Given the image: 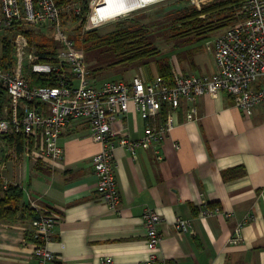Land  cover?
I'll list each match as a JSON object with an SVG mask.
<instances>
[{
    "label": "crops",
    "instance_id": "crops-1",
    "mask_svg": "<svg viewBox=\"0 0 264 264\" xmlns=\"http://www.w3.org/2000/svg\"><path fill=\"white\" fill-rule=\"evenodd\" d=\"M120 2L100 0L96 15L114 11ZM222 33L205 40L174 39L176 56L129 65L125 78L112 81L151 80L162 65L172 77L209 76L213 50L206 51L205 44ZM99 81L95 86L106 82ZM167 115L172 130L161 143L138 148L134 156L115 145L117 211L96 197L91 160L100 145L91 140L87 124L73 122L61 133L57 144L63 157L57 161L38 153L26 157L22 140L0 137V198L9 187L22 194L13 220H0V264H35L33 209L56 221L47 245L54 255L49 264H147L145 210L160 216L158 255L170 264H264V105L246 116L226 94H205L192 105L182 100L177 109L165 108L143 121L130 103L111 129L139 140L146 126L157 128ZM202 208L214 212L203 216ZM176 219L189 222V232H176ZM238 225L241 241L233 245Z\"/></svg>",
    "mask_w": 264,
    "mask_h": 264
},
{
    "label": "built area",
    "instance_id": "built-area-1",
    "mask_svg": "<svg viewBox=\"0 0 264 264\" xmlns=\"http://www.w3.org/2000/svg\"><path fill=\"white\" fill-rule=\"evenodd\" d=\"M99 1H93L94 8ZM237 18L234 25L205 44L206 51L213 50L214 71L209 76L179 74L170 82L156 76L151 80L134 78L130 82L109 81L95 86L90 83L83 56L76 51L74 42L66 40L60 33L61 11L56 0H0V32L15 26L53 25L62 41L61 53L51 59L57 61L53 70L58 86L31 87L23 75L21 63L40 62L41 58L33 50H27L24 34H16L18 65L10 71L0 67V87L5 91L8 103L11 102V106L0 107V137L22 140L26 157L38 153L57 161L63 157V150L57 144L61 133L73 122L87 124L91 140L100 145L91 160L96 197L110 210L117 211L120 197L115 177V145L134 156L138 148L148 149L164 141L172 130L171 116L167 115L157 128L146 126L139 140L129 138L124 131H113L112 124L127 113L130 103L143 121L155 118L165 108L177 109L182 100L192 105L198 96L205 94L213 98L219 93L226 94L233 107L246 116H250L256 106L264 105V0H243ZM193 116L192 108L189 119ZM174 148L178 149V146L174 145ZM33 210L32 255L35 264H49L54 255L47 245L56 221L53 216ZM213 212L202 208L200 214L211 215ZM159 222L158 213L145 210L142 223L148 250L147 264H170L158 255ZM174 229L178 233H187L190 224L176 219ZM240 229L241 225H238L234 230L231 244L241 241Z\"/></svg>",
    "mask_w": 264,
    "mask_h": 264
},
{
    "label": "rangeland",
    "instance_id": "rangeland-1",
    "mask_svg": "<svg viewBox=\"0 0 264 264\" xmlns=\"http://www.w3.org/2000/svg\"><path fill=\"white\" fill-rule=\"evenodd\" d=\"M93 1L76 0L72 1L69 6L65 5L61 9L62 17L59 28L61 35L66 40L74 42L76 51L83 56V61L89 72L90 83L92 84L93 82V85H96L99 80L102 81H99L98 84L104 81L109 82L113 79L125 78L126 74H122L123 66H116L111 69L112 66L110 65H113L114 61L120 59L118 54L113 53L106 47L93 50L94 45L92 44L94 41H91L92 44L87 43L88 36L95 38L96 42L98 39H108L118 32H135L140 30L143 33L141 38L144 43L158 49L162 54H160L161 56H171L174 54L176 56V50H173L174 45L170 44V42L172 40L178 42V40L174 39H177L175 37L178 34L177 30H180L178 28H180L182 17L193 10L200 13L204 6L210 5L217 0H199L197 3H193L191 0H139V3H133L131 0H121L120 5L116 4L117 6L113 7L114 11H103L97 14L92 21L94 24L91 25L90 19L95 9ZM241 6L242 4L236 12L234 10L226 12L225 18L234 15L238 20L237 15L241 10ZM110 7L112 6L110 5ZM100 9H102L101 6L99 7ZM206 17L207 15L201 14L198 18L205 20ZM208 20L212 21V19ZM215 20L217 18H214L213 21ZM28 28L26 37L28 51L31 52L33 50L37 54L55 53L53 55L61 53V35L57 33L55 26L46 25L45 27ZM227 28L219 30V33L224 32ZM18 32L15 29L0 32V66L1 68L3 67L2 69L10 71L16 69L18 65L14 44V39ZM199 45H201L202 50L203 43ZM161 56L157 58L161 59ZM179 56L183 57L182 54ZM21 65L26 80L31 79L30 75H36L38 80L39 78H51L50 76H55L57 79V74L53 70L56 63L52 62V60H42L33 63L25 61ZM35 70L37 73H34ZM132 74L134 73H128L130 76Z\"/></svg>",
    "mask_w": 264,
    "mask_h": 264
},
{
    "label": "trees",
    "instance_id": "trees-1",
    "mask_svg": "<svg viewBox=\"0 0 264 264\" xmlns=\"http://www.w3.org/2000/svg\"><path fill=\"white\" fill-rule=\"evenodd\" d=\"M72 1L76 0H56V5L61 9L63 7L69 6ZM243 0H217L210 5L204 6L200 13L196 11H191L184 17H182V21L180 23V30H177V39H185V40H205L211 33L219 31L221 29L231 27L238 20L234 15H230L229 18H225L226 12L235 11L242 4ZM139 3V0L135 1ZM201 14L207 15L205 20L198 18ZM234 14V12H233ZM62 17V15H61ZM214 18L217 20L213 21ZM207 19V20H206ZM208 19H212L209 21ZM31 28V27H30ZM17 30L27 37L28 26H15L12 29L8 30ZM142 32H118L114 36L106 39L96 40L95 38L87 39V43H91L94 41L92 45L93 50H98L101 47L109 48L113 53L118 54L119 60L114 61L112 68L116 66H123V69H128L129 65H135L140 61L150 60L161 56L160 52L156 48H152L148 44L144 43L142 40ZM55 53H39L41 60L40 61H51L52 57H56L58 54L53 55ZM52 62L57 63V61L52 60ZM163 66V67H162ZM159 68V76L168 82L172 79L171 70L169 67L162 65ZM1 67V66H0ZM3 68V67H2ZM103 69V68H98ZM89 73V72H88ZM183 75V74H182ZM51 78H38L36 75H30L29 85L31 87H56L58 86V79L55 76H50ZM39 84V86H37ZM9 102L6 97L5 91L0 87V107L3 105H7ZM226 172L223 173L224 177L226 176ZM229 172V179L232 178L233 175ZM235 176V175H234ZM22 198L21 191L16 187H9L5 192H3V196L0 198V220H13V216L16 214V208L13 207L16 205L19 200ZM34 216V215H33Z\"/></svg>",
    "mask_w": 264,
    "mask_h": 264
},
{
    "label": "bare ground",
    "instance_id": "bare-ground-1",
    "mask_svg": "<svg viewBox=\"0 0 264 264\" xmlns=\"http://www.w3.org/2000/svg\"><path fill=\"white\" fill-rule=\"evenodd\" d=\"M162 1H164V0H162ZM161 2V1H160ZM98 5H99V3H98ZM98 5L95 7V14H93V16L91 17V22H92V20L94 19V17L96 16V8L98 7ZM116 18V17H115ZM105 20H107V19H105ZM90 22V23H91ZM92 25V24H91Z\"/></svg>",
    "mask_w": 264,
    "mask_h": 264
},
{
    "label": "water",
    "instance_id": "water-1",
    "mask_svg": "<svg viewBox=\"0 0 264 264\" xmlns=\"http://www.w3.org/2000/svg\"><path fill=\"white\" fill-rule=\"evenodd\" d=\"M121 7V6H120ZM121 9V8H120Z\"/></svg>",
    "mask_w": 264,
    "mask_h": 264
}]
</instances>
